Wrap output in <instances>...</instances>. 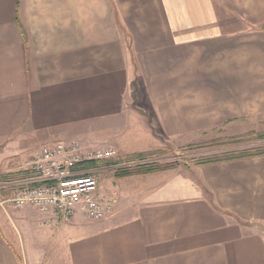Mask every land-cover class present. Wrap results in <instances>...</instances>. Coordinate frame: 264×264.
I'll return each instance as SVG.
<instances>
[{
    "label": "crops",
    "instance_id": "0c3cea01",
    "mask_svg": "<svg viewBox=\"0 0 264 264\" xmlns=\"http://www.w3.org/2000/svg\"><path fill=\"white\" fill-rule=\"evenodd\" d=\"M257 125L264 0H0L1 173L49 142L130 155ZM130 176L105 220L0 210V264H264V154Z\"/></svg>",
    "mask_w": 264,
    "mask_h": 264
},
{
    "label": "built area",
    "instance_id": "2783aa9c",
    "mask_svg": "<svg viewBox=\"0 0 264 264\" xmlns=\"http://www.w3.org/2000/svg\"><path fill=\"white\" fill-rule=\"evenodd\" d=\"M119 156L114 146L79 140L44 143L28 164L33 175L19 182V191L8 202L54 214L65 223L76 216L105 220L115 213L117 199L105 194L104 176L118 167L108 163Z\"/></svg>",
    "mask_w": 264,
    "mask_h": 264
},
{
    "label": "rangeland",
    "instance_id": "374dc122",
    "mask_svg": "<svg viewBox=\"0 0 264 264\" xmlns=\"http://www.w3.org/2000/svg\"><path fill=\"white\" fill-rule=\"evenodd\" d=\"M253 129L255 131H253ZM260 134H264V125H257L255 127H250V131L240 135H227L225 133L216 132L211 135H204L203 137L195 138L192 142L185 144L183 146L167 144L163 145L159 149H154L153 151L147 152H138L130 155L123 154L121 150V156L117 157L112 162L108 163L110 165H117L118 167L114 168L115 170L109 171L104 176V182L113 179V182L107 183V190L110 192L114 190L117 186L114 181H126L131 179L133 176H125L120 178L116 175L118 170L133 167L136 165H142L146 163H160V164H178L183 169L187 167H192L197 165V161L203 160L206 158H211L215 156H222L228 153H239L250 150L264 149V138L259 137ZM85 142V141H83ZM90 145H99V146H111L110 144L105 143H96V142H85ZM37 152L34 150L30 153L31 160L34 154ZM26 163H20L18 166L23 168L19 169L16 172L2 173L10 174L14 176L10 177L8 181H0V210L4 213L6 218V223L8 216L19 215L22 212L36 215L38 212L37 209L31 208L34 210H28L26 208H15L9 204L8 200L12 198L20 189V181L26 179V177H31L33 175L32 171L28 169ZM112 166V167H113ZM1 173V172H0ZM28 173V174H26ZM31 175V176H30ZM106 181V182H107ZM105 194L106 189L104 190ZM40 212V211H39ZM8 229V228H7ZM40 262H28V264H39ZM45 264V263H44Z\"/></svg>",
    "mask_w": 264,
    "mask_h": 264
},
{
    "label": "trees",
    "instance_id": "16d2710c",
    "mask_svg": "<svg viewBox=\"0 0 264 264\" xmlns=\"http://www.w3.org/2000/svg\"><path fill=\"white\" fill-rule=\"evenodd\" d=\"M259 137L264 138V134H260ZM262 154H264V149L250 150V151H244V152H239V153H228L222 156H215V157L199 160L197 161V164L220 162V161H225V160H231V159L255 156V155H262ZM176 167H178V164L176 163L175 164H160V163H146L145 164L144 163L142 165H136L133 167L118 170L116 172V175L118 177H123V176L125 177V176L136 175V174H150V173H155L159 171L174 169ZM13 176L14 175L12 173L10 174L0 173V181H8L10 180V177H13Z\"/></svg>",
    "mask_w": 264,
    "mask_h": 264
}]
</instances>
